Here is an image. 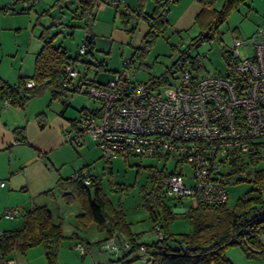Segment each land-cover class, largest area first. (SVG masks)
<instances>
[{
  "label": "rangeland",
  "instance_id": "rangeland-1",
  "mask_svg": "<svg viewBox=\"0 0 264 264\" xmlns=\"http://www.w3.org/2000/svg\"><path fill=\"white\" fill-rule=\"evenodd\" d=\"M2 1L0 2V68L10 82H15L18 74L25 70L27 75L32 74L34 54L36 48L38 49L42 43L40 34L43 31L47 36L56 34L53 42L64 47L70 56H79L81 59L93 62L91 56L79 52L88 23L80 17H72L70 8L73 6L69 1L50 8L49 15L45 16H39L38 12L49 8L53 2L39 1L38 4L35 3L36 6L23 11L21 10L23 8L22 0ZM7 4H12V6L7 7ZM222 4L223 0H214L215 8L220 9ZM107 7L113 9L114 6L107 5ZM49 19H52L53 23H48ZM262 23H264V0H245L229 12L226 19L219 24L218 31L228 50H230L231 37L238 36L242 41V45L238 48L239 56L245 57L252 55L250 38ZM131 25L135 28L133 32H128L130 37L124 41L123 58L133 55L148 28L146 19L136 17L135 14L130 21V27ZM200 31L199 24L191 25L180 35L168 28L163 35L155 38L151 47L142 57L135 56L131 63L124 67L129 78L147 84L168 70L167 76L170 83L168 86H174L176 72L170 73V71H173L172 63L178 57L179 52L172 49V45L176 46L178 43L180 49L188 47L190 55L204 56L202 72L226 73L227 64L221 55V48L215 40L192 41ZM70 63L78 71V74L67 87L71 89L74 85H80L81 90L74 92L64 89V92H60L59 95L52 98L53 89L62 90L63 88L47 85L42 93L33 95L35 97H29V99L33 97L30 100L31 106L36 109L41 108L52 115L57 114L60 109H65L67 117L76 119L80 115L78 110L81 107L91 109L99 105L97 100L85 92L86 82L95 77L96 68L93 64L87 67L80 59ZM66 130L73 131L71 126ZM67 144L52 152L53 164L48 162V168L54 172L56 178L71 176L82 166L88 165L90 173L100 180L102 192L114 207H120L131 232L138 236L139 242L150 244L155 241L158 233L154 228V218L143 204V194L144 190L149 191L152 187L151 169L172 171L175 168V161L170 158L130 155L126 159L118 156L107 162L88 136L85 137L82 145L68 142ZM254 165L250 163L249 167L248 165L245 167L249 169ZM179 166L186 174L185 182H190V167L185 163ZM256 166L264 168V160L256 162ZM48 168L47 170H49ZM246 169L243 171L242 177L245 176ZM56 178L55 180L47 179L44 184L47 186L43 189L51 188L55 184ZM228 188L231 192L229 206H232L236 199L242 195L255 196L258 194L254 181L240 180L229 184ZM163 190L164 202L173 214L167 222V231L176 238H179L182 233H192L193 224L188 215L184 213L192 207L191 199L184 197L179 200L168 195L165 189ZM262 190H264V186H262ZM39 193L38 191L35 193L36 201H38L36 199L39 198L38 196H43ZM62 193V190L55 189L53 196H43V198L46 197L45 200L53 219L60 223L64 235L59 245L56 264H150L144 259L141 251L127 255L124 253L125 248L112 254L99 251L98 242L105 237V232L94 223H90L86 227L78 223L77 214L81 208L77 198L66 200ZM14 208L20 209L21 214L12 219L3 214L0 217L2 220L0 229L8 227V225L11 228H18L22 225V212L25 209ZM155 217L159 224L163 221L159 206L156 208ZM159 227L164 233L165 228L161 224ZM78 242L91 248V251L84 256L79 254L74 248ZM7 256L14 259L15 264H47L45 249L41 244L31 245L24 252L14 249Z\"/></svg>",
  "mask_w": 264,
  "mask_h": 264
},
{
  "label": "built area",
  "instance_id": "built-area-1",
  "mask_svg": "<svg viewBox=\"0 0 264 264\" xmlns=\"http://www.w3.org/2000/svg\"><path fill=\"white\" fill-rule=\"evenodd\" d=\"M37 1L22 0L23 7H31ZM157 1L161 2L160 13L165 15L174 0ZM119 3L120 0H99L96 9L106 5L116 8ZM88 33L87 30L79 47L83 54ZM231 38L233 77L202 72L204 56L196 55L177 59L174 86L151 90L146 83L129 78L124 67L130 57L124 58L123 68L112 78L87 83L86 92L99 105L85 109L75 124L71 123L73 131L66 132L64 140L80 145L88 136L105 160L130 155L173 159L178 171L167 174L162 182L168 195L189 197L193 206L197 202L228 204L231 192L224 178L231 161L249 166L252 160H264V23L250 38V56L240 57L238 48L242 41L238 36ZM64 70L62 83L68 86L78 71L71 63L65 64ZM21 76L25 87H34L25 72ZM11 104L10 97H0V107ZM183 163L191 169L188 183L179 166ZM79 178L85 184L89 182L88 176ZM20 214L18 208L4 210V216L10 219ZM157 233L162 236L158 228ZM119 238L115 234L107 237L98 244V250L112 254L129 248V240ZM74 248L82 255L91 251L81 242ZM141 250L145 251V247ZM15 263L0 254V264Z\"/></svg>",
  "mask_w": 264,
  "mask_h": 264
},
{
  "label": "trees",
  "instance_id": "trees-1",
  "mask_svg": "<svg viewBox=\"0 0 264 264\" xmlns=\"http://www.w3.org/2000/svg\"><path fill=\"white\" fill-rule=\"evenodd\" d=\"M64 1H69L73 6L70 8L72 17L84 19L89 26V20L94 16L99 0H54L49 8L38 12V15H49L50 8ZM136 1V8L131 12V15L135 14L136 17L146 19L148 29L140 45L133 55L130 56V63L135 56L142 57L151 47L155 38L163 35L168 26L166 14L162 15L160 13L161 2L154 0V8L151 13L147 14L143 9L144 0ZM198 1L201 3V9L194 18V24H199L201 31L192 41L215 40L220 46L221 55L227 64L225 74L233 77L235 73L232 69L230 50L226 49L223 44L218 28L229 12L237 8L245 0H223L220 9L215 8L214 0ZM6 6L11 7L12 4ZM31 7H23L21 10H28ZM119 15L123 27L126 28L132 16L123 14V12ZM88 26L87 30L89 31ZM134 28L135 26H131L128 31L133 32ZM176 33L180 34L178 31ZM55 35L47 36L44 31L40 34L42 39L41 48L34 59L33 73L28 76L34 81V87H25V78L21 75L15 84L0 80V97H10L12 104L23 106L30 96L39 95L47 85L63 88L62 90L53 89L51 92L52 98L59 95L60 92H64V89L74 92L80 91V85H74L69 89L62 83L65 78V64L79 59L87 67L93 64L96 68V73L102 69L99 62H89L79 58V56H70L64 47L53 42ZM87 38L89 42L85 54L91 56L93 51L90 31ZM179 46V43L176 46L172 45V49L177 50L179 54L172 63L173 71H170V73L175 72L177 59H188L196 56L189 54L188 47L180 49ZM167 72L168 70L147 83L148 88L156 90L161 88V86L169 85ZM91 81L93 79L88 80L86 84ZM85 109L84 107L80 108V114ZM41 114L43 113L38 114V116ZM76 119H71L72 125L75 124ZM40 125L43 126L44 124L40 123ZM65 142L75 145L71 141ZM110 160L106 161L109 162ZM256 162V160H252L251 163L255 164L254 167L246 169L242 162L231 161V167L227 170L224 183L228 188L229 184L240 180L254 181L258 192L257 195H242L236 199L232 206H229V204L207 205L197 202L196 205H192L188 212H184L193 224V232L182 233L179 238L169 233L166 228L167 222L173 214L169 206L164 202L165 194L163 189L165 188L162 183L163 178L167 174L178 171L177 166L172 171L151 169L152 187L149 191L144 190L143 204L154 218V228L156 230L157 228L160 229L159 226L161 224L165 228V232L161 231L162 236L157 237L150 244L139 242L138 236L131 232L120 207H114L108 197L102 192L100 180L90 173L88 165H84L75 171L78 172L77 177L74 176L75 172L71 176H59L51 188L43 190L39 194L51 197L55 189H60L63 191L62 195L66 200L76 197L81 208V211L77 214L78 223L84 227L94 223L100 230L105 232V238L100 240L98 244L113 234L120 238H127L130 246L129 248H123L125 255L141 251L143 257L146 256V261L150 264H232L226 255V251L230 247H238L245 257L249 259L264 260V244L260 241V236L264 233V190H262V186H264L262 185L264 184V168H257ZM245 169V176L242 177ZM82 175L89 177L87 184L79 178ZM177 199L181 200L182 198ZM158 206L161 207L163 217V221L160 224L155 219V212ZM63 237L61 225L54 221L47 204L34 203L30 209L24 210L20 227L0 231V254L7 256L14 249L24 252L31 245L41 244L45 249L47 264H56L59 245ZM142 246L145 247V251L141 250Z\"/></svg>",
  "mask_w": 264,
  "mask_h": 264
},
{
  "label": "crops",
  "instance_id": "crops-1",
  "mask_svg": "<svg viewBox=\"0 0 264 264\" xmlns=\"http://www.w3.org/2000/svg\"><path fill=\"white\" fill-rule=\"evenodd\" d=\"M39 1L43 0H38L36 4ZM45 1L50 3L54 0ZM143 2L145 13H151L155 4L154 0H144ZM136 5V0H120L116 8L112 5L113 9H108L107 5L97 8L94 16L89 20L88 28L92 37L93 51L91 57L94 62L101 63L102 68L96 73L93 80H108L123 68L124 41L130 37L128 33L130 23L126 28L123 27L119 14L123 12V14L133 16L131 12L135 10ZM200 9L201 3L198 0H176L170 4L166 13L167 29L170 28L171 31L175 33L178 31L181 34L182 31L194 24V18ZM48 23H53V20L49 19ZM41 44L38 49L36 48L34 59ZM20 75L18 74L17 80ZM0 80L9 84L17 82V80L10 82L1 68ZM33 97L27 100L23 106L11 104L0 107V182H4L3 185L0 184V217L8 207H20L28 210L34 203L47 204L46 197L43 198V196H38L39 198H36L38 201H36L35 193L46 190L43 188L47 186L44 185L47 179L55 180L57 177L48 168V162H54L51 157L52 152L68 145L64 140V134L70 132L66 128H70L71 118L65 115V109H60L57 114H49L41 108L36 109L31 106L30 100ZM40 113L43 114L38 116ZM40 123L44 125L41 126ZM1 223L2 220H0V227ZM9 226L3 227L0 231L14 229ZM260 241L264 244V233L260 236ZM226 255L232 264H264V260L245 257L238 247L228 248Z\"/></svg>",
  "mask_w": 264,
  "mask_h": 264
}]
</instances>
